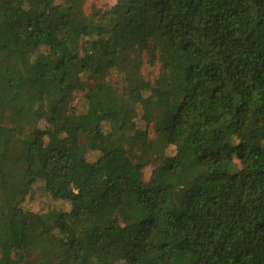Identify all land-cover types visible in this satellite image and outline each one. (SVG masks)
<instances>
[{"label":"trees","instance_id":"1","mask_svg":"<svg viewBox=\"0 0 264 264\" xmlns=\"http://www.w3.org/2000/svg\"><path fill=\"white\" fill-rule=\"evenodd\" d=\"M84 1L0 0V264H264V0Z\"/></svg>","mask_w":264,"mask_h":264},{"label":"rangeland","instance_id":"2","mask_svg":"<svg viewBox=\"0 0 264 264\" xmlns=\"http://www.w3.org/2000/svg\"><path fill=\"white\" fill-rule=\"evenodd\" d=\"M116 3V0H85L83 5V11L86 14H89L91 12V9H109L112 6H114ZM142 59V65L140 68V72L144 80L150 82L153 84L155 80L159 76V64L156 63L154 66L148 64L147 56L145 54L144 49L136 50L135 53L132 55L139 56ZM123 80V79H122ZM85 81V90H76L71 94L70 101L72 110L70 112V116H74L77 113L84 112L86 110V101H85V95L89 92V89L93 85L96 84L97 81H89L86 78ZM104 81L107 83H110L112 86H114L118 91H120L122 88L121 85V77L116 73L108 74ZM147 93H143V96H147ZM132 119L136 125L137 130L141 132V137L143 138L145 135L149 136V139L152 138V129L148 122V118L144 114L143 109L139 106L138 108H135V110L132 112ZM96 155H91L90 160H95ZM152 171L151 166H146V168L143 170V179L145 182L148 181L150 174ZM26 206L31 209L35 213H41L46 212L50 209L55 210H62V211H68L70 209V205L66 202H53L49 199V197L43 193V191L37 187L34 188L31 196L28 198Z\"/></svg>","mask_w":264,"mask_h":264}]
</instances>
